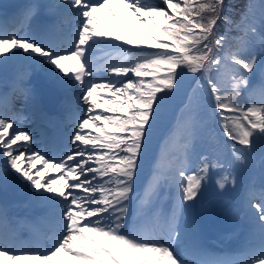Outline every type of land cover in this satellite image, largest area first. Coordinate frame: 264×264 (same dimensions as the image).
I'll list each match as a JSON object with an SVG mask.
<instances>
[{
	"label": "snow or ice",
	"instance_id": "6c2138e0",
	"mask_svg": "<svg viewBox=\"0 0 264 264\" xmlns=\"http://www.w3.org/2000/svg\"><path fill=\"white\" fill-rule=\"evenodd\" d=\"M110 2L59 0L54 5L75 22L72 46L66 50L20 34L45 5L29 4L17 27H0V64L10 59L31 62L58 88L78 87V103L84 105L70 137L76 148L62 158H46L32 148V134L18 127L21 113L7 114L12 99L0 100V189L20 186L58 213V227L45 237L50 247L41 251L20 241L0 209V264L24 259L62 264L57 259L61 255L74 264H264V0H249L239 20L229 15L235 7L230 0H163L166 8L148 0H122L148 29L152 46L166 50L154 52L131 51L107 39L138 44L103 24L98 14ZM109 11L116 16L114 9ZM232 30L238 35L230 36ZM156 32L165 39H158ZM73 59L77 66L70 68L66 62ZM101 71L109 78H99ZM188 73L198 74L197 87L182 101L165 141L182 133L185 159L175 170V203L169 212H162L153 203L165 179L158 166L142 196L135 193L136 180ZM257 76L259 81L254 83ZM121 77L128 79H115ZM105 90L106 98L101 95ZM30 94L25 87V99ZM100 99L111 107H104ZM201 103L215 109L212 115L219 118L231 142L225 143L231 159L200 153L192 161L194 166H185L191 158L193 135L185 113ZM100 108L103 112L97 111ZM93 128L95 134L86 131ZM257 158L262 190L258 198L248 200L251 223L245 246L235 258H205L200 227L203 214L213 211L201 200L206 181L215 174L221 191L234 187L235 165L246 166ZM38 164L43 167L37 169ZM49 168L61 171L58 187L57 180H45ZM137 200L142 219L132 223L129 212Z\"/></svg>",
	"mask_w": 264,
	"mask_h": 264
},
{
	"label": "rangeland",
	"instance_id": "374dc122",
	"mask_svg": "<svg viewBox=\"0 0 264 264\" xmlns=\"http://www.w3.org/2000/svg\"><path fill=\"white\" fill-rule=\"evenodd\" d=\"M161 7V6H160ZM162 7H165L166 8V5L164 4V6H162ZM169 11H171V10H169ZM159 21H160V23L161 24H163V18H160V17H158L157 18ZM135 22H136V28L138 29V31H139V34L141 35V37L143 38V39H149L150 38V34H149V32H148V29L144 26V24H142L139 20H137L136 18H135ZM148 23L149 24H151V21H148ZM159 32H156L155 34H158ZM130 77V76H129ZM128 78V77H127Z\"/></svg>",
	"mask_w": 264,
	"mask_h": 264
},
{
	"label": "bare ground",
	"instance_id": "6f19581e",
	"mask_svg": "<svg viewBox=\"0 0 264 264\" xmlns=\"http://www.w3.org/2000/svg\"><path fill=\"white\" fill-rule=\"evenodd\" d=\"M76 191V190H75ZM62 256V255H61ZM62 259H64L66 262H70V263H72V264H74V262H72V261H69L68 259H67V257H61Z\"/></svg>",
	"mask_w": 264,
	"mask_h": 264
},
{
	"label": "trees",
	"instance_id": "16d2710c",
	"mask_svg": "<svg viewBox=\"0 0 264 264\" xmlns=\"http://www.w3.org/2000/svg\"><path fill=\"white\" fill-rule=\"evenodd\" d=\"M230 2H233V0H230Z\"/></svg>",
	"mask_w": 264,
	"mask_h": 264
}]
</instances>
